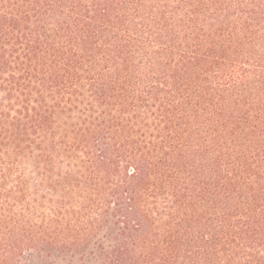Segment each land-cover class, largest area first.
<instances>
[{
	"label": "trees",
	"instance_id": "obj_1",
	"mask_svg": "<svg viewBox=\"0 0 264 264\" xmlns=\"http://www.w3.org/2000/svg\"><path fill=\"white\" fill-rule=\"evenodd\" d=\"M0 264H264V0H0Z\"/></svg>",
	"mask_w": 264,
	"mask_h": 264
}]
</instances>
